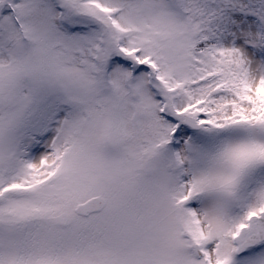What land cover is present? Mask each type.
<instances>
[{"label": "snow or ice", "instance_id": "obj_1", "mask_svg": "<svg viewBox=\"0 0 264 264\" xmlns=\"http://www.w3.org/2000/svg\"><path fill=\"white\" fill-rule=\"evenodd\" d=\"M0 264H264V0H0Z\"/></svg>", "mask_w": 264, "mask_h": 264}]
</instances>
